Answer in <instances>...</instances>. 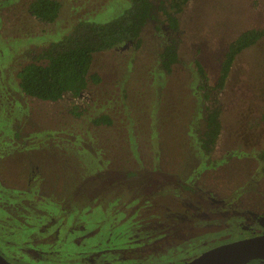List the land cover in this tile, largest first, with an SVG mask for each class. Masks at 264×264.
Returning <instances> with one entry per match:
<instances>
[{"label": "rangeland", "instance_id": "obj_1", "mask_svg": "<svg viewBox=\"0 0 264 264\" xmlns=\"http://www.w3.org/2000/svg\"><path fill=\"white\" fill-rule=\"evenodd\" d=\"M30 1L0 0V194L11 198L26 194L23 209L1 200L0 215L5 208L21 210L26 225H34L38 222L32 212L37 209L29 205L38 203L37 196L41 201L53 198L50 207L47 203L38 206L48 219L57 218L48 230L59 226L55 241L63 247H59L57 260L35 261L14 247L20 238H26L18 228L8 235L13 243H4L0 235V252L16 259L8 257L9 262L87 264L71 259L79 250L76 247L94 242H101L102 248L121 246L129 241L133 225L120 222L124 211L111 207L131 199L123 197L137 190L145 193L148 178H153L159 191H173L177 202L181 189L171 184L178 185L170 175L192 180L194 174L206 177L205 169L210 167L207 178L217 179L219 193H239L248 183L264 181V36L238 53L224 87L215 95L221 108V131L210 160L201 156L198 137L211 102L203 100L198 91L195 67L199 61L213 86L228 43L246 29L264 28V0H190L178 14L177 32L168 29L162 18L149 21L140 33L137 49L123 43L95 53L90 73H96L99 82L90 81L79 96L65 94L57 101L24 93L25 100H21L6 87L17 90V71L45 43L61 38L81 20L109 21L128 1L58 0L61 12L51 24H42L28 12ZM170 40L178 44V59L167 73L160 68L159 55ZM21 107H26L25 118ZM102 114L110 117L111 125L92 124L91 119ZM17 130L19 137L12 140L8 133ZM134 166L151 170L118 178L115 168ZM103 169L110 171L101 173ZM152 194L147 195L153 198ZM173 199L160 194L157 213L176 221L184 212L187 217L190 210ZM69 202L74 207L67 206L70 211H66L64 203ZM76 206L82 212L76 216L80 218L77 224L84 228L71 232ZM87 230L92 233L79 239ZM195 233L184 230L186 236ZM73 236L81 244L74 243ZM179 252L178 246L166 247L153 260L159 263ZM101 257H95L94 264ZM257 261L247 264H264Z\"/></svg>", "mask_w": 264, "mask_h": 264}, {"label": "flooded vegetation", "instance_id": "obj_2", "mask_svg": "<svg viewBox=\"0 0 264 264\" xmlns=\"http://www.w3.org/2000/svg\"><path fill=\"white\" fill-rule=\"evenodd\" d=\"M6 88L7 92L11 94L17 93V96L21 100H25V95L20 89L19 84L17 87H14L17 88L18 91L12 92L9 86ZM21 110L24 111L25 118L26 107H21ZM8 134L11 135L12 140H17L19 137L18 130ZM200 149L201 156L208 160L213 157V153H216L214 152L216 149L215 146L209 151H204L201 147ZM149 170H151V168L134 166L121 171H129L127 175L129 178L138 173H146ZM205 170L207 171L206 177L194 174L192 180L183 177L178 179L170 175V177L177 180L178 185L172 182L171 184L181 189V193H177L181 196L178 202L173 199V191H159L153 178H148V187L145 193H138L137 190L136 193L128 194L123 197V199H127L130 196L131 199L127 201L120 200L118 201V205L111 207H118L124 211L125 216L119 218L120 222L127 221L133 225L129 241L121 243L119 247L106 245L105 248H102L101 242H94L81 249L75 246L79 250L73 253L71 259L85 261L87 264H94L95 257L99 258L101 255L102 257L99 260V264H180L183 260L196 257L207 250L223 244L262 235L264 233V181L259 184L258 179L257 182L248 183L247 187L239 193H234L233 191L219 193L218 187L216 186L217 179L207 178L210 167ZM250 181L252 182L253 179ZM3 186L10 188L9 185ZM148 193H153V198L151 195H147ZM162 193H165L167 198H172L178 206L187 207L190 210L188 216L186 217L184 212L181 215L182 217L177 221L171 219L169 216L164 215L161 217L157 211L160 206L159 204H161L159 195ZM13 196L14 199L11 198V196L0 194V202H2L1 200H5L22 208L21 205L26 194L19 193ZM36 198L38 203L30 204L29 207L37 209L34 210L32 214L36 218L35 222L38 223L26 225L25 213H22L21 210L5 208L3 214L0 215V217L3 218V220L0 221V235L4 243H13L8 235L14 233L16 229L21 228L20 235H24L26 238L23 240L20 238L17 243H14V247L29 254L30 258H34L35 261H45L47 258H52L54 261L59 257V247L61 245L63 247L62 242L55 241L59 233V226L53 231H49L52 228V224L56 223L57 218L53 217V219H48V216L42 215L41 213L45 211L43 208L44 204L42 203H47L48 207H50L55 201L53 198L45 199L46 201H41L38 196ZM66 203H64V207H66V211H70L67 209V206L71 208L74 207V205L70 202L68 204ZM38 204L43 207L38 206ZM75 208L74 212L77 214L72 217L71 221L73 225L70 228L71 232L76 229L82 230L84 228L77 224V221L80 219L77 217L82 213L81 208L77 206ZM109 211L115 212L112 209ZM60 218L63 219L62 217ZM62 222L63 220L61 223ZM22 227H28L31 231H23ZM49 227L50 229L48 230ZM185 228L195 230V236H186L184 234ZM197 228H199V230H196ZM233 228H235L237 232L232 231ZM90 233H92V231L87 230L86 233L79 234V239L86 237ZM29 234L31 235L30 237L27 236ZM33 235H35L34 239ZM73 237L74 243L81 244V241L75 239L76 236ZM190 245L192 249H188ZM177 246L182 251L179 252L178 255L164 257L162 259L165 260L159 263L154 262L155 253L158 254L163 252L166 247L174 248ZM104 253L106 254L102 255ZM0 255L6 260L10 257L11 261H16L13 256H9L8 253L4 251L2 253L0 252ZM256 260L259 262L264 261V254L241 264H247Z\"/></svg>", "mask_w": 264, "mask_h": 264}, {"label": "trees", "instance_id": "obj_3", "mask_svg": "<svg viewBox=\"0 0 264 264\" xmlns=\"http://www.w3.org/2000/svg\"><path fill=\"white\" fill-rule=\"evenodd\" d=\"M127 1L128 6L109 21L97 23L81 20L61 38L45 43L32 60L17 71L18 84L22 92L43 101H57L65 94L79 96L90 81L99 82V76L90 73L95 53L112 49L123 43L132 44L137 49L141 43L140 33L144 26L149 21H158L160 18L167 24L168 29L177 32L178 14L190 0ZM60 8L61 3L58 0H31L27 6L28 12L42 24L53 23L61 12ZM263 36L264 28L246 29L229 42L220 61L218 76L213 86L209 84L203 65L195 61L199 81L198 91L203 100L211 102L205 111L204 130L198 138L199 145L204 151H209L216 144L221 131V108L216 93L224 87L238 53ZM177 47L175 40H170L160 52V68L167 73L177 62ZM91 122L94 125H111L110 117L104 114L92 118ZM115 172L122 180L129 174V171H121L119 168H115Z\"/></svg>", "mask_w": 264, "mask_h": 264}, {"label": "water", "instance_id": "obj_4", "mask_svg": "<svg viewBox=\"0 0 264 264\" xmlns=\"http://www.w3.org/2000/svg\"><path fill=\"white\" fill-rule=\"evenodd\" d=\"M264 254V233L207 250L180 264H241ZM0 264H11L0 255Z\"/></svg>", "mask_w": 264, "mask_h": 264}]
</instances>
